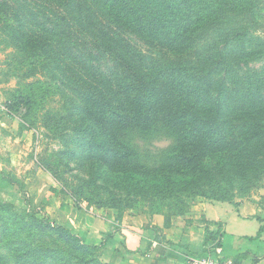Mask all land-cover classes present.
Masks as SVG:
<instances>
[{
  "label": "trees",
  "instance_id": "obj_1",
  "mask_svg": "<svg viewBox=\"0 0 264 264\" xmlns=\"http://www.w3.org/2000/svg\"><path fill=\"white\" fill-rule=\"evenodd\" d=\"M263 4L264 0H0V45L8 48L12 41V73L19 74L22 66L28 68L25 78L46 71L62 81L58 89L69 86L79 96L69 95L73 112L66 109L78 120L75 135L87 141L68 144L59 154L45 153L41 168L76 203L86 196L94 204L116 208L121 220L125 209L115 193L96 201L102 188L96 180L100 169L113 171L114 164L134 156L118 135L160 124L177 135L168 153L174 167L160 170L170 176L166 192L172 194L177 187L229 201L227 194L236 187L247 195L264 185V94L252 89L257 84L264 87V64L258 70L249 68L250 62L264 59V36L255 31ZM69 155L76 156L84 170L88 165L90 174L67 179ZM172 171L178 175L172 176ZM120 179L119 184L125 181ZM127 187L147 192L131 182ZM148 190L147 194H157L152 192L156 189ZM14 208L0 198V213L14 214ZM43 223L25 222L21 227L35 236L33 229L43 228ZM47 225L74 243L79 264H101L87 255L105 247V241L90 245L65 226ZM263 231L264 226L260 234ZM25 240L26 250L34 241ZM155 240L162 241L159 236ZM205 244L210 250L221 247L220 233H207ZM10 245L15 257L23 260L21 247ZM28 254L44 258L49 251L38 248Z\"/></svg>",
  "mask_w": 264,
  "mask_h": 264
},
{
  "label": "rangeland",
  "instance_id": "obj_2",
  "mask_svg": "<svg viewBox=\"0 0 264 264\" xmlns=\"http://www.w3.org/2000/svg\"><path fill=\"white\" fill-rule=\"evenodd\" d=\"M257 17L256 35L264 36V10L262 13L259 12ZM12 45V41L8 48L0 45V119L4 117L8 127L5 135L7 140L0 141V157L2 158L0 161V198L15 207L14 214L7 213L8 216L6 213H0V264H18V261L19 264H39L40 262L79 264L76 259L78 255H74L77 251L74 243L55 233L47 224L62 225L77 234L78 232H75V228L71 226V221L76 222V214L71 218V205L76 210L78 209L79 213L93 215L95 219L107 218L108 215H114L117 219L118 211L113 207L94 204L88 201L86 196H82L76 203L70 195H61V184L56 182L49 172L41 168L39 161L45 153L59 154L66 150L68 144L77 146L79 143L80 138L75 135L78 120L73 116L74 114H69L70 111L73 112L69 95L72 94L76 98L79 96L69 86L63 85V88L58 89L62 81L53 80L46 71L43 74L39 73L25 78L23 73L28 68L22 66L19 68L21 71L19 74L12 73L11 60L13 57L8 56L13 50ZM263 64L264 59L252 61L249 68L258 70ZM252 89L264 94L263 86L259 88L257 84L252 86ZM19 97L23 99L19 100ZM66 107L70 111H67ZM176 137L174 130L164 128L160 124L147 131L136 128L126 129L124 133L118 135L119 142L134 151V156L114 164L113 171L108 168L100 169L102 174L96 180L102 188L96 201L106 199L109 197L108 193L112 192L122 201L120 205L124 207L125 213L146 212L167 217L176 215L177 211H184V213L189 211L200 199L215 200L194 195L188 190H182L184 188L176 187L172 194L164 190L170 176H166L160 170L162 167H170L169 169L174 167V161L170 159L168 153L177 144ZM4 142L6 143L2 145ZM66 159L70 161L69 166L65 167L64 176L67 179L74 181L81 178L80 175L90 174L91 170L88 165L84 170L76 156L69 155ZM24 161L26 168L21 167ZM173 171L172 176L178 175V172ZM120 176L124 177L125 181L119 184ZM128 182L142 185L147 192L148 189H156L152 192L157 194L152 195L147 194L146 191L138 192L136 189H129ZM261 188H264V185L244 195L240 192V187H236L233 192L227 194V198L231 197L230 202L250 198ZM61 199H64L63 202ZM60 203L64 209L69 210L64 217L61 216L63 212H57ZM260 206L264 211V199H261ZM63 219L68 220V223L61 222ZM76 219L80 222L85 218L79 216ZM43 221V228L33 229L32 235L35 236H31L25 227H21L25 222L31 225L32 222L42 224ZM115 221L112 223V229L103 233L102 238L106 240V247L93 251L87 255L88 259H95L101 264H158L150 258L132 255L134 253L124 249L122 235H116L120 226ZM6 227L10 229L9 232H6ZM25 238L26 244L34 241L26 250L22 243V239ZM83 240L86 243V240ZM11 243L21 247L20 252L25 256L23 260L20 261L18 257H15ZM38 248L49 251V254L44 258L40 255L28 254L29 252L34 254Z\"/></svg>",
  "mask_w": 264,
  "mask_h": 264
},
{
  "label": "crops",
  "instance_id": "obj_3",
  "mask_svg": "<svg viewBox=\"0 0 264 264\" xmlns=\"http://www.w3.org/2000/svg\"><path fill=\"white\" fill-rule=\"evenodd\" d=\"M1 119L0 141L7 140L5 135L8 128L4 117ZM21 167L26 168L25 161ZM61 195L67 194L61 192ZM261 199H264V188L252 197L236 202L200 199L189 211L180 215L165 217L146 212L125 213L121 220L114 215L95 219L93 215L79 213L71 205V218L76 214V222L71 221V226L87 244L98 245L105 241L106 247L103 233L109 232L116 220L115 223L120 226L116 235H122L123 248L134 253L132 255L150 258L158 264H185L187 256L213 252L210 245L206 247V234L219 232L222 256L233 258L236 264H264V231L260 234L264 226ZM59 211L63 212L61 216L64 217L69 210L60 203ZM79 216L85 219L79 222L76 219ZM61 222L68 223V220L63 219ZM156 236L162 241H156Z\"/></svg>",
  "mask_w": 264,
  "mask_h": 264
},
{
  "label": "built area",
  "instance_id": "obj_4",
  "mask_svg": "<svg viewBox=\"0 0 264 264\" xmlns=\"http://www.w3.org/2000/svg\"><path fill=\"white\" fill-rule=\"evenodd\" d=\"M185 264H236L230 257H224L221 254V248L217 247L208 254L187 256Z\"/></svg>",
  "mask_w": 264,
  "mask_h": 264
}]
</instances>
